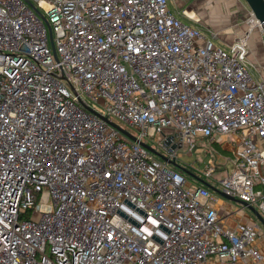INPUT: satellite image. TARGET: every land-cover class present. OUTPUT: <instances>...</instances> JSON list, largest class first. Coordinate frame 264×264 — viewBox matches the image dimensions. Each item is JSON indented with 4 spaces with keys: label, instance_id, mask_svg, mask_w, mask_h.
<instances>
[{
    "label": "built area",
    "instance_id": "2783aa9c",
    "mask_svg": "<svg viewBox=\"0 0 264 264\" xmlns=\"http://www.w3.org/2000/svg\"><path fill=\"white\" fill-rule=\"evenodd\" d=\"M28 1L50 34L25 0H0V264H264L257 220L222 215L140 144L176 162L194 138H230L218 190L264 219L251 12L224 49L167 0Z\"/></svg>",
    "mask_w": 264,
    "mask_h": 264
},
{
    "label": "crops",
    "instance_id": "0c3cea01",
    "mask_svg": "<svg viewBox=\"0 0 264 264\" xmlns=\"http://www.w3.org/2000/svg\"><path fill=\"white\" fill-rule=\"evenodd\" d=\"M167 2L168 5L176 6V10H172V12L178 19L182 17L193 23L192 27L197 28L205 38L211 39V34H216L217 38L212 39L213 43L224 49L239 38L244 37L250 29L247 19L249 12L245 13L236 0H167ZM249 42L248 58L255 66L254 71H252L255 72L254 78L264 79V57L259 58L258 52L254 53L252 48L254 42ZM215 142L219 143V146L221 145L223 151L231 154L230 138L216 136L213 143ZM214 203L219 211L224 214L230 211L234 212L235 214L231 217L234 221L256 220L249 210L243 207L236 208L226 203L225 198L217 194H215Z\"/></svg>",
    "mask_w": 264,
    "mask_h": 264
},
{
    "label": "rangeland",
    "instance_id": "374dc122",
    "mask_svg": "<svg viewBox=\"0 0 264 264\" xmlns=\"http://www.w3.org/2000/svg\"><path fill=\"white\" fill-rule=\"evenodd\" d=\"M236 2L238 4L240 3V5L242 6V10L245 13L250 12V10H249L248 6L246 5V3L244 2V0H236ZM171 4H172V1H171ZM171 4H169L168 7H170L171 11L172 10L175 11L176 6L175 5L172 6ZM180 18H181L180 20L183 23H186L190 26L193 25V23L189 22L188 20H186L182 17H180ZM249 41H251V43L254 42V45L252 47L254 53H256V51H257L259 58H261V57L263 58L264 57V35L258 29V27L251 30L249 37H248V42ZM249 43H248V47H249ZM252 71H254V70H251L250 73L254 76L255 72H252ZM87 103L90 104V102H88V101H87ZM91 106L93 108H95L96 110L102 111V106L100 104H94ZM193 142H194L195 147H194V150L191 154H186V153L182 152L181 156L176 158V162L180 166L184 167L190 173V174H185V173L180 171L183 174L185 181H186V187H185L186 190L191 192L196 187L201 186L202 184L198 182V179H201V180L209 183V185L211 187H214L217 189L220 188L219 182L226 175V172L229 170L230 165H231L229 162V160H231V158H232L231 154L223 151L220 147L221 145L219 146V145L211 142L210 140H208L206 138H194ZM200 158L202 159L201 162H200ZM210 158H212V160H214L216 169L209 178H204L203 174L201 173L200 170H202L207 165V163L211 160ZM190 164H196V166L198 165V168H193L190 166ZM175 170H177V169H175ZM225 201H226V203L231 204L236 208H241V205L238 203H235V202L230 201L228 199H225ZM221 214L223 215L224 213L221 212ZM261 230L264 234V229L262 226H261Z\"/></svg>",
    "mask_w": 264,
    "mask_h": 264
},
{
    "label": "water",
    "instance_id": "95a60500",
    "mask_svg": "<svg viewBox=\"0 0 264 264\" xmlns=\"http://www.w3.org/2000/svg\"><path fill=\"white\" fill-rule=\"evenodd\" d=\"M30 6L31 8L35 11L36 14L39 15V17L42 18V20L44 21V23L46 24L48 30H49V34H50V29L48 26V23L46 21V19L39 13V11L28 1L25 0ZM244 2L246 3V5L248 6L252 16L254 17V19L256 20V22L259 25V30L263 33L264 35V0H244ZM83 107L89 111H92L91 109H89L88 107H86L85 105H83ZM93 112V111H92ZM98 115L101 119H103L106 123H108L109 125H111L112 127H114L116 130H118L120 133H122L123 135H125L126 137H128L129 139H131L132 141H137V139L131 134L129 133L127 130L121 128L119 125L115 124L114 122L108 120L107 118ZM144 148H146L148 151H150L152 154H154L155 156H157L159 159H161L162 161L168 163L169 165L173 166L175 169L185 173V174H190L185 168H183L182 166H180L179 164H177L175 161L172 160H168L165 156H163L162 154L156 152L153 148H151L150 146L144 144V143H140ZM198 182L201 183L203 186L209 188L212 192H214L215 194L228 199L230 201H233L235 203H238L241 205V207L246 208L247 210H249L251 212V214L254 216V218L258 221V223L264 228V219L262 218V216L259 214V212L252 207L251 205H248L247 203L240 201L238 199H235L233 197H228L226 196L223 192L219 191L218 189L211 187L207 182L198 179Z\"/></svg>",
    "mask_w": 264,
    "mask_h": 264
},
{
    "label": "bare ground",
    "instance_id": "6f19581e",
    "mask_svg": "<svg viewBox=\"0 0 264 264\" xmlns=\"http://www.w3.org/2000/svg\"><path fill=\"white\" fill-rule=\"evenodd\" d=\"M253 23L255 24V21H254ZM254 24H252V27H253V28H256L257 26H256V25H254Z\"/></svg>",
    "mask_w": 264,
    "mask_h": 264
},
{
    "label": "flooded vegetation",
    "instance_id": "af4514ba",
    "mask_svg": "<svg viewBox=\"0 0 264 264\" xmlns=\"http://www.w3.org/2000/svg\"><path fill=\"white\" fill-rule=\"evenodd\" d=\"M215 144H217V145H218L219 143L215 142ZM183 168H184V167H183Z\"/></svg>",
    "mask_w": 264,
    "mask_h": 264
}]
</instances>
